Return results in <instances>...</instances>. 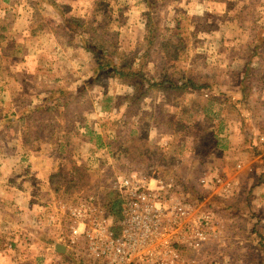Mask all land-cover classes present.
Masks as SVG:
<instances>
[{
  "label": "rangeland",
  "instance_id": "rangeland-1",
  "mask_svg": "<svg viewBox=\"0 0 264 264\" xmlns=\"http://www.w3.org/2000/svg\"><path fill=\"white\" fill-rule=\"evenodd\" d=\"M46 2L0 0V19L8 10L17 22L11 23L6 32L16 35L9 41L8 50L6 41L0 42L5 53L0 58V77L2 85L7 86L6 75L12 76L7 72L16 68L14 60L34 59L38 62L35 68L20 69L15 74L25 75V87L31 93L22 106L30 99L35 100V106L42 104L57 88L74 93V98L53 101L52 111L46 107L44 113H35L29 118L30 124H19V133L28 132L31 143L23 150L29 152L35 143L43 152L48 151L50 166L61 174L55 180L59 195L53 193L54 199L76 205L78 197L85 194L103 206L118 176L137 172L174 178L184 194L189 190L196 197L204 196L196 203L209 200L216 211L230 215L223 234L197 252L203 264L240 262L238 255L230 258L227 250L252 249L254 242L247 234L253 232L254 216L260 213L264 217V197L263 201L258 198V193L262 196L260 191L264 192V176L260 179L264 173V33L255 38L264 16V0H151L152 8L145 0ZM50 3L60 9L56 12ZM149 10L160 32L157 48L146 59L148 75L211 81L215 84L211 94L179 92L176 96V92L157 90L146 94L138 85L120 84L115 76L104 77L99 85L89 84L97 60L81 47L84 29L80 25L96 39L112 44V53L105 60L114 62L120 70L139 68L146 50ZM3 26L6 23L1 30ZM176 33L181 37L175 39L169 54L175 52L172 48H180V57L170 60L160 43ZM252 43L262 46L259 52L263 55L253 61L249 102L237 113L231 103L236 83L246 71L242 65L253 51ZM43 93L49 97L46 95L40 103L38 95ZM88 125L103 136L102 149L90 136H82L88 133ZM75 168L81 170L79 175ZM217 178L233 187L226 199L211 198L217 188L208 184H216ZM44 195L38 196L32 209L37 213L45 209L42 217L49 211ZM228 202L231 209H221V204ZM44 228L38 226V235ZM46 230L60 232L51 225ZM40 243L36 244L38 248ZM79 250L82 256L65 258L64 263L101 264L86 247ZM260 261L263 264L264 257Z\"/></svg>",
  "mask_w": 264,
  "mask_h": 264
},
{
  "label": "built area",
  "instance_id": "built-area-1",
  "mask_svg": "<svg viewBox=\"0 0 264 264\" xmlns=\"http://www.w3.org/2000/svg\"><path fill=\"white\" fill-rule=\"evenodd\" d=\"M208 185L217 188L214 200L233 192L220 178ZM114 190L124 201L117 223L95 197L81 194L76 205L48 202V214L38 218L37 226L59 228L65 245L74 251L86 247L101 264H203L197 252L222 235L231 220L209 200H187L174 178L134 172L118 176Z\"/></svg>",
  "mask_w": 264,
  "mask_h": 264
},
{
  "label": "crops",
  "instance_id": "crops-1",
  "mask_svg": "<svg viewBox=\"0 0 264 264\" xmlns=\"http://www.w3.org/2000/svg\"><path fill=\"white\" fill-rule=\"evenodd\" d=\"M7 11L4 12L2 18L7 26H3L0 34L10 41L16 35L12 33L10 36L11 33L10 35L6 33L9 31L8 26L11 23L15 25L17 22L16 17L8 15ZM5 49H8V45L5 46ZM0 50V58H4L3 48L1 47ZM13 64H16V68L7 72L12 74V76L6 75L7 86L2 85L0 77V128H2L0 131V264H66L64 259L74 258L79 255L78 251L71 250L63 243L60 232L49 231L50 233H47L45 227L42 231L43 234L38 235L36 222L38 218L42 217L40 214H43L45 209L43 213L42 211H39L40 213L32 212L40 194L42 197L44 194L46 195H44L45 203L55 200L50 178L56 169L50 166L48 151L43 152L40 147L35 146V143L32 144V149H28L29 152L23 150L24 147L31 146L28 132L19 133V124L31 123L27 116L20 119L16 126L2 127L3 118L6 115L20 118L22 114L25 115L26 111H30L36 105L35 100L30 99L25 107L22 106V101L27 97L30 98L31 93L25 87V75L22 77L21 74L17 76L15 74L20 69L35 68L38 62L34 59L26 58L25 60L24 58L22 62L14 60ZM46 95L43 93L38 96L41 100ZM5 130L8 131L5 133ZM260 193L262 196L258 193V198L263 201L264 192L260 191ZM257 210L259 209L255 208V211ZM252 225L253 232L247 235L254 242L253 248L246 251H238L233 248L227 250L230 258L238 255L236 258L241 259L236 264H250L251 262L262 264L260 260L264 257V247L261 244V240L264 241V217L259 213ZM65 233L67 234V232ZM37 242H41L42 249L37 247ZM234 247L236 246L234 245ZM73 252L77 254L74 255ZM194 257L197 256L194 255ZM235 262L233 261L232 264Z\"/></svg>",
  "mask_w": 264,
  "mask_h": 264
},
{
  "label": "trees",
  "instance_id": "trees-1",
  "mask_svg": "<svg viewBox=\"0 0 264 264\" xmlns=\"http://www.w3.org/2000/svg\"><path fill=\"white\" fill-rule=\"evenodd\" d=\"M46 1L48 0H40V2H44V3H47ZM145 1H146V4L148 5V8H152L151 0H145ZM50 4L56 10V12L60 9V7L57 4L55 3H50ZM147 17H148V22L146 25V34H145V41H144L146 42V50L143 56L144 57L143 63L140 64L139 68L130 67V68H125L123 70H120L119 68H117L114 62L105 60V57L107 56V54L112 53L111 52L112 44L107 45L108 43H106V41L104 42L103 40L101 41V38L96 39L94 34L91 31L87 30L85 26L79 24L80 27L84 29L83 34H82L83 45L81 47L88 50L92 54H94L95 60H97V67L92 68L94 75H93V78L90 80L89 84L93 83L91 85H99L103 83L104 77L115 76L117 81L120 82V84L126 85V86H132V87L138 85V87L140 86V88H142L146 92V94L153 90H157L159 92H164V93L176 92L175 93L176 96H179V92H185L186 94H193L194 92L209 91L207 93H210V92L212 93L213 86L215 84L211 81L196 80V79L188 78V77L183 78L182 80H176V79H172L168 75H165L161 78H157V76L148 75L146 71L147 70L146 59L149 58V53L154 52V49L157 48L158 46L159 38L157 36H158V33L160 32V27L157 25L155 21V17L151 14V10H149ZM261 21H262L261 24L258 26V29L256 30L255 38L258 36V34L264 33V16L261 17ZM1 25H4V19H0V26ZM67 25L69 26L68 20H67ZM74 31L78 32L79 30L76 29ZM0 33H1V29H0ZM179 37H181V34L176 33L172 35L170 40L165 42L163 45H161L160 43L161 49H165V48L167 49L164 52V55H167L168 59L170 60H178L180 57V54H179L180 48H177V49L172 48L171 50H175V52L172 54H169L170 53L169 48H171L174 45L175 39ZM3 41H6V46L11 44V42H9V39H6L4 35L0 34V42H3ZM250 48H252L253 51L250 53V55H248L245 58L247 63H244L242 65V68H246V71L244 73V76H242L240 80L236 83V86H235L236 93L234 94L233 96L234 100L231 103V108L237 111V113H238V110L247 107V104L250 98L249 91L252 88V84H251L252 80H251L250 75L255 72V68L253 67V61L255 60V58H260L263 55V54L261 55L259 52L260 49L262 48L260 44L252 43L250 44ZM242 68H240L241 71H239V73H242ZM75 94H78V93H75ZM49 96H48L49 98L44 100L42 104L35 106L34 110H30V111L25 110L26 111V112L24 111L25 115L22 114L20 118H18L17 116H13V115L11 116L6 115L3 118L2 127L10 128V127L16 126L18 121L25 116H27V118L29 119L33 117L35 113L36 114H39L40 112L44 113L42 109L45 110L47 109L46 107H49L48 112H50L53 110V106H52L53 101L64 99L65 96L67 99L74 98V93L69 92L67 89H64V88H57L53 90V92H51ZM65 105L66 107L69 108L70 103L67 102ZM37 107H40V108H37ZM0 127H1V124H0ZM86 128H87L88 133L82 134V136L83 137L87 135L90 136L91 141L96 144L98 149H102L104 145L100 143H102L103 141V136L100 135L97 131H95V129L91 127L90 125H88ZM50 165H52V161H50ZM51 167L54 168L53 166ZM75 170H76V173L79 175L81 170L76 169V168ZM60 175L61 174L59 171L58 172L55 171L53 176L50 178V185L53 188V193H56V195H59V193H58V189L55 188V180ZM263 176H264V173L260 175V179ZM72 182H70V184ZM111 192L112 193H110L109 199L106 200L105 204L103 205V208L107 210L111 215L114 216V221L115 223H117L122 218L124 201L121 195L116 190H114V187ZM181 194L184 196L186 195L185 197L187 198V200L193 201V202H195L197 198L204 199V196L197 194L198 197H196V195L193 194L189 190H185V194H184V191L181 190ZM229 206H230L229 202L222 203L221 209L229 211L232 207V206L230 207ZM254 217L257 218L258 214H256V216ZM261 244H262V247H264L263 240H261ZM73 253H75L74 255L77 254L76 252H73Z\"/></svg>",
  "mask_w": 264,
  "mask_h": 264
},
{
  "label": "water",
  "instance_id": "water-1",
  "mask_svg": "<svg viewBox=\"0 0 264 264\" xmlns=\"http://www.w3.org/2000/svg\"><path fill=\"white\" fill-rule=\"evenodd\" d=\"M61 247H63V246H61ZM63 248H65V247H63ZM59 252V251H58ZM61 253V252H60Z\"/></svg>",
  "mask_w": 264,
  "mask_h": 264
}]
</instances>
